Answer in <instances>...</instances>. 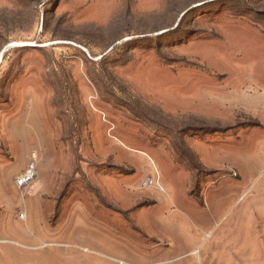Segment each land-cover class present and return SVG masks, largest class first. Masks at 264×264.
I'll return each mask as SVG.
<instances>
[{"label": "rangeland", "instance_id": "obj_1", "mask_svg": "<svg viewBox=\"0 0 264 264\" xmlns=\"http://www.w3.org/2000/svg\"><path fill=\"white\" fill-rule=\"evenodd\" d=\"M261 122L264 0H0V227L181 264L264 197Z\"/></svg>", "mask_w": 264, "mask_h": 264}, {"label": "crops", "instance_id": "obj_2", "mask_svg": "<svg viewBox=\"0 0 264 264\" xmlns=\"http://www.w3.org/2000/svg\"><path fill=\"white\" fill-rule=\"evenodd\" d=\"M261 123L264 125V122ZM199 154L209 161V154L205 151ZM261 183L263 187L264 181ZM243 186L246 189L247 182ZM248 198L250 196L243 199L231 196L224 200L227 201L223 208L225 213L212 228H200L199 225H196V231L189 228L186 237L193 248L183 254L186 259L181 264H264V228H254V225H261L260 221L264 224V197ZM208 200L206 195L203 207L211 213L215 207ZM228 214H233L234 224L223 229L222 222ZM148 236L158 245L155 250L168 247L166 241L161 242L154 235ZM72 238V235L55 226L40 233L28 221L19 231L6 222L0 227V264H168L171 261L140 263L121 259L117 253L110 254L109 247L103 243L85 247L89 254H82ZM194 254L197 258L191 260L190 255Z\"/></svg>", "mask_w": 264, "mask_h": 264}, {"label": "built area", "instance_id": "obj_3", "mask_svg": "<svg viewBox=\"0 0 264 264\" xmlns=\"http://www.w3.org/2000/svg\"><path fill=\"white\" fill-rule=\"evenodd\" d=\"M35 177V165L31 164L24 175L18 178L17 185L19 187L26 186Z\"/></svg>", "mask_w": 264, "mask_h": 264}]
</instances>
